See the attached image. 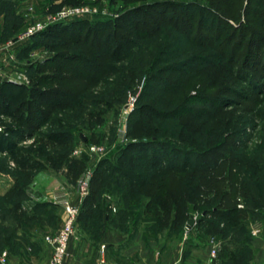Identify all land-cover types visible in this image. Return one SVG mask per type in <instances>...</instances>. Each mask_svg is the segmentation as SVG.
<instances>
[{
    "label": "trees",
    "instance_id": "16d2710c",
    "mask_svg": "<svg viewBox=\"0 0 264 264\" xmlns=\"http://www.w3.org/2000/svg\"><path fill=\"white\" fill-rule=\"evenodd\" d=\"M72 1L75 2L72 5L82 2V0ZM136 1L140 3L124 8L113 17L80 18L49 25L17 46L16 56L25 61L26 72L29 73L33 83L29 85L0 79V122L2 116H6L21 126L9 127L11 137L0 131V153L7 156L16 170L29 173L45 170L48 167L58 171L69 159L74 162L76 159L69 158L67 151L61 150L55 154L47 153L44 158L35 156L30 150L22 147L19 140L24 135L37 134L38 130L45 127L47 131L43 133V137L46 139L50 141L63 139L65 144L71 141L75 125L61 121L58 113L72 111L84 102L86 89L89 93L88 88L95 84L96 78L93 74L101 73V77L97 78L99 81L121 73L120 65L132 57L138 47L139 38L145 37L149 41H154L157 35L163 33L161 30L167 28L183 40L191 41L197 36V32L193 31L194 27L201 33L212 31L215 28L213 45H203L200 40L197 41L203 50L214 48L210 58L191 55L181 61H175L174 65L161 66L154 71L153 63L158 62L157 56L160 53L157 50L155 58L149 65L132 66L127 71V75L131 74L129 81L133 80V73H140V75L146 73L149 80L162 83L164 87L162 91L160 90V96H166L167 100L163 102L157 95L154 96L145 90L142 96H149V99L147 97L137 99L130 114L136 115L138 119L132 122L133 126L135 125L134 129L131 123L130 125L128 123L127 131L130 134L135 132L140 135H149V137L146 140L131 141L123 148L136 153L140 167L132 165L134 161H130L129 167L126 168L128 165L122 159L126 153L118 156L119 163H113L108 156L102 158L91 177V191L82 201L79 219L84 218L90 221L85 223L86 226L90 225L93 220H101L103 232L113 229L118 233L127 232L131 223L137 225L136 223L139 222H148L149 225L145 226L144 231L156 234L157 232L154 231H161L168 224L167 237H170L172 231L179 230L186 222L188 217L185 215L189 209L195 208L201 210V216L196 219L195 223L197 231L201 234L199 245L206 242L205 236L207 235H215L223 240L214 263L251 264L254 248L251 242L250 225L253 222H260L262 226L264 225V159L254 162L250 158H238L234 155V152L240 148H246L242 141L245 129L238 127L239 119L227 117L223 127L226 135L217 142L211 140L208 144L206 143L205 147L197 145V138L195 140L190 133L185 134V130L194 132L195 129H191L190 126L180 133L173 131L170 135L161 134L162 126L159 122L154 123L152 119L177 120L180 113L176 109L178 105L167 110L161 109L160 106L167 105L169 108L173 102L171 99L175 96L181 95L180 99L183 96L184 100L188 83L182 75H188V72L193 71L194 68L200 66L201 71L205 73L207 70L216 72L219 68L220 70L224 68L226 74H235L238 59L232 50L227 53V48L236 32L237 34L239 32L240 37L243 36L240 43H243L247 36L248 41L257 38L260 45L264 42V0H248V5L245 7L247 9L245 14L250 12L254 15L255 29L246 27L244 24L242 27H233L228 21L230 19L240 20L241 0H203L204 2L198 0H134ZM15 9V0H0L3 39L16 34L23 24L22 18L16 14ZM154 14L160 17V20H156L153 25L158 24L156 30L153 32L154 28L151 27L152 31L143 32L144 27L148 26V20ZM220 23L223 28L219 27ZM231 27V30L228 29ZM78 43H80L78 45L80 49L74 51V48L76 50L74 45ZM220 46L225 50L222 56H219ZM40 48L52 50L53 53L42 63L30 61L29 54ZM251 52H254L253 49L248 47L241 61L245 66H250L251 70L239 67V71L243 73L240 80L246 83L248 88L258 86L260 80H264L263 72L258 69V67L264 69V61L260 63L261 66L252 65L253 62L258 64V61H251ZM257 54L260 55L259 51ZM69 62H74V66L69 65ZM65 64L68 65L65 66ZM47 67L51 68L53 77L43 73ZM173 67H176L175 70L180 76L178 79L180 81L177 83L167 82L174 78L172 76L162 79L164 73L172 74ZM76 70L79 73L81 71L91 72L92 75L87 77V81L83 83V77ZM53 71L60 75L54 77ZM201 71H198V75L194 73L192 76L202 78ZM63 72L67 74L64 75ZM122 84L123 86L121 84L120 86L126 88V84L124 85V82ZM199 84V88L203 87L202 83ZM147 87L150 89L151 85ZM223 91L212 93L209 96L205 93L201 95L198 91L193 100H204V102L217 100L232 103L234 99L223 95L221 93ZM230 91L240 94V91L235 88H231ZM209 113L213 115L215 111L212 110ZM98 115L100 116V113ZM95 120L97 125L102 123V118L97 117ZM149 120L151 122L147 124ZM228 135L234 136L235 141H242L240 146H236L234 142L227 143L226 136ZM58 136L62 138L58 139ZM177 136L186 144L185 147L177 146L168 139L169 137L177 139ZM234 166L241 167V177L238 178V175L232 173ZM102 173L108 174L110 178H122L128 187L125 191L118 187L120 188L117 193L119 208L113 216H111L109 203L103 205L99 201L100 188L107 184L110 185L106 183V179L101 178ZM77 174L78 172H74V177L77 178L80 173L78 176ZM68 176L71 177L69 174ZM168 176L178 177V185L173 187L174 189L163 190L161 188ZM67 178L65 176V179ZM147 187H152L153 191H146ZM23 193V188L14 185L3 197L10 201L14 212ZM237 194L243 198L245 203L242 208L238 207L233 200ZM15 196L19 199H14ZM53 204L45 201L38 203L35 208L41 210L40 214L49 217L48 207H52ZM13 220L19 224L16 213H14ZM249 220L252 221L247 225ZM117 223L119 224L115 225ZM21 226L25 228V225ZM15 240L14 229L4 228L0 231V249L7 247L15 251L21 247L20 242ZM227 241L234 242L235 247L231 248ZM190 244H188L189 247ZM197 245L194 244V246Z\"/></svg>",
    "mask_w": 264,
    "mask_h": 264
},
{
    "label": "rangeland",
    "instance_id": "374dc122",
    "mask_svg": "<svg viewBox=\"0 0 264 264\" xmlns=\"http://www.w3.org/2000/svg\"><path fill=\"white\" fill-rule=\"evenodd\" d=\"M15 1L16 14H18L23 20V24L17 31V35L28 24L42 19L47 12H52L61 7L69 6L75 3L72 0H52L51 2L49 0ZM198 1L204 2L203 0ZM138 3L140 2H134V0H99L98 4L100 8L106 11V17H112L114 14L118 13L124 8ZM247 5L248 0H241L239 21L234 19H227L233 27H242V25L244 24L246 27L248 26L252 29L256 28L254 24V15H252L250 12L248 14H245L247 12V9H245ZM156 20L159 21L160 17L154 14L153 17L148 20V26L144 27V29L146 30L143 29L142 31H152L150 30V28L153 27L154 32L156 30L155 28L158 26V24L157 26H153L156 23ZM219 27L223 28L222 23L219 24ZM228 29L231 30L232 27ZM161 31L163 33L157 35L154 41H149L145 37H141L138 39V47L136 48L132 57L120 65L122 71L117 76H112V78H104L97 81V78L101 77V73L97 72L93 74V76L96 78L95 84L88 88L89 93H87L86 89L84 102L72 111H61L60 113H58V118H60L61 121L75 125V128H73L72 131L73 139H71V141H67L65 144V141H63V139H61L60 141H50L46 139L45 137H43V133L47 131L45 127L41 128V130H38L37 134H33L31 136L24 135V137L19 140V144L25 149L30 150L35 156L44 158L47 153L55 154L61 150L67 151V153L69 154V158L76 159L74 162H71V160L69 159L58 171H55L51 167H48L45 170H39L37 172L29 173L16 170L13 163L8 160L7 156L3 153H0V231L4 230V228L14 229L16 236L15 241H18L21 244V247H19L15 251H11L7 247L0 249V256L3 252L6 253L4 264H13V262L15 264L48 263L49 251L43 243L41 237L44 232L55 230L61 226L64 219V211L62 206H56L53 204L52 207H48L49 217H47V215L45 214H40L41 210L35 207L38 203H43L45 201L51 202L49 201V194L54 189L63 186L67 191L69 197L74 202L76 199L75 184L77 182V179L84 172V170L89 165H91V163H94V166L91 167L93 175L97 164L105 156H108L111 159L110 161H112L113 163H119L118 156L126 153L122 158L123 162L128 165L129 163L134 161L132 162V165L140 167L138 166L139 163L136 158V153L132 150L126 151L123 147L131 141H135L138 139L146 140L149 135L136 134L134 131V133L130 134L129 131H127L128 123L129 125L131 123V126L134 129L135 125L133 126L132 122L138 119L136 115L134 116L130 113L134 109L138 98L144 99V97H147L149 99V96H142L144 90L147 91V93L154 94V96L157 95V97H159L163 102L167 100V97L160 96V90H163L164 87L162 83L149 80L146 73L141 75L140 73H133V80L129 81V77H131V74L127 75V71L132 66L149 65L155 58L157 50L160 52L157 56L159 60L158 62L156 61L153 63L154 71L161 66L164 67L168 64L174 65L175 61H181L183 58L185 59L191 55L210 58V55L213 53L214 49L208 48L206 50H203L200 46L201 44L197 43V41L200 40L203 45H213V34L216 32L215 28L212 31L201 33L194 27L193 31L197 32V36L196 39L191 38V41L183 40V38L175 35L172 30H168L167 28H164ZM233 38L234 39L227 48V53L232 50L233 54L238 59L235 67V74H226V70L224 68L223 70H220V64L217 65L219 70L216 72L213 70H207L208 75L207 73L201 71L200 66L194 68L193 71L191 70L188 72V75H182V78L185 77L186 82L188 83L186 84L188 88L184 93V100L183 96L180 99L181 95H179L171 99V102H173L169 106V108H167V105L160 106L161 109L167 110L170 109V107H176V105H178L176 109L180 113L178 114L179 116L177 120L171 121L169 119H152V121H154V123L159 122V124L162 126L161 131L163 132L161 134L170 135L173 131L176 133H180V131L182 132L187 129L188 126H190L191 129H195L194 132L192 133L189 130H185V134L190 133V135L193 136L195 140L197 138V145H200V147H205L206 143L208 144V142H210L211 140H215L217 142L218 139L226 135L223 132V127L224 121L227 117L230 116L233 118H237L239 119L238 127L245 129V134L242 138V141L244 142L246 148H240L238 151L234 152V155L236 157L238 156V158H250L251 161L255 162L264 159V80H260V84L258 86L248 88L249 86L247 87L246 83L240 80L241 77H243V73L242 71H239V67L251 70V68H249L250 66L247 67L241 63L243 55L247 51L248 47L252 48L254 51L250 53L252 57L251 61H258V64H254L253 62L252 65H255V67L261 66L260 63L264 61V42L260 45L259 39L257 38L248 41L247 39L249 38L247 36V38H245V41L243 43H240L243 36L240 37L239 32L238 34L237 32L235 35L233 34ZM78 45H80V43L74 45L76 47V50L74 48V51L80 49V46L78 47ZM224 51L225 50H223L220 46L219 56H222V53H224ZM258 51L260 55L257 54ZM34 53V56H29L30 61H38L42 63L45 61V59L50 57L53 52L52 50L48 51V49L40 48L35 49ZM67 65L68 64H65V66ZM69 65L74 66V62H69ZM71 68L75 69L74 67ZM173 69L174 70H172L173 72L171 75L164 73L162 79L166 78L167 76H172L174 78H171V80H167V82H179L180 80L178 79L180 78V76L175 70L176 67H173ZM258 69L264 74L263 68L258 67ZM198 71H201V76L203 79L200 76H192V74L194 73L198 75ZM76 72L79 73L78 70H76ZM43 73L45 75H48L49 77H53L50 67H47L45 70H43ZM53 73L54 77H58L60 75L56 71H53ZM56 73L57 75L55 76ZM63 74L66 75L67 72H63ZM79 74L84 79L82 80L83 83L84 81H87V77L92 75L91 72L82 71ZM19 77L27 78L28 82H26V84L30 85L33 83L29 76V73L26 72L25 61H14L7 65H4L2 62H0V79H6L8 81V79H19ZM192 81H194V83ZM122 82H124V85L126 84V88H122L120 86V84L123 86ZM199 83H202L201 86L203 87H200L202 91L199 88ZM148 85H151L150 89H148ZM230 87L232 89H238L240 91V94L231 92ZM222 89H224L225 91H223ZM198 91L201 95L205 93L207 94V96L218 91H223L221 92L223 95H227L234 100L232 101V103H228L227 101L219 102L214 99V102H204V100H199V102L197 100H193ZM130 96L135 98L133 109L127 114H124V106L130 99ZM174 103L175 106H173ZM212 110L215 111V114L209 115V112H212ZM98 113H100V116L98 115ZM123 116L125 117V127L122 134L119 131V125L122 121ZM97 117L102 118V123L100 125H97L95 123V119ZM150 122L151 120H149L147 124H149ZM14 126L21 127L17 123L13 122L11 118L2 116V120L0 122L1 132L11 137V134H9V127ZM228 136H226V139H228L227 143L234 142L236 146H240L242 141H235L234 136ZM60 138L62 137L58 136V139ZM176 138L177 139H171L169 137L168 139L177 146L185 147L186 144L179 140V136H177ZM69 143L71 145H69ZM91 144L103 145L106 149L105 154L101 157H92L93 155H91L87 151L88 146ZM128 167L129 165L126 166V168ZM69 168H71V170ZM240 169V166H234L232 168V173L236 176L238 175V178L242 175V171H240ZM74 172H78V174L80 173L79 176L77 174V178L74 177ZM68 174L71 177H69ZM102 175L101 178L106 179V183H110V185L107 184L100 188L99 201L100 204L103 205L105 203H109L112 214L111 216H113L116 214L117 209L119 208V199L117 193L118 189L120 188L118 187H121V190L124 191L127 190L128 187L126 186V181H124L122 178H110L108 174L104 173H102ZM65 176L68 178L65 179ZM114 182H116V184H114ZM14 185H17L24 190V193L20 196V199L16 196L14 197V199H19L17 204L18 207L15 212L11 208L10 201L3 198L6 192L11 190ZM176 185H178V177L168 176L165 178L161 189H174L173 187H175ZM145 190L148 192L153 191L152 187H147ZM90 191L91 185L89 182V188L86 196L90 193ZM146 199H148V197ZM233 200L240 208L245 205L243 198L238 194ZM81 204L76 220L75 235L72 238V243L68 249L67 261L71 262L73 260V257L76 256L77 261L75 262L77 263L79 261L77 264H96L97 250L107 230L103 232V222L101 223V220H93L92 223L94 224L91 223L90 225L86 226L85 223L88 220L84 218H80L81 220L79 219L81 213ZM14 213H16L18 216L19 224L13 220ZM185 216L188 217L186 222L181 225L179 230L172 231L173 233L170 237H167V234H169L167 232L169 231L168 224L165 226V228H163V230L154 231L157 232L155 234L147 230L144 231L146 228L145 226L149 225L148 222H139L136 223L137 225H133L131 223L128 227L129 230L124 233L127 235L125 240L126 247H136L139 251V254L131 255V261L133 260L132 262L129 259L123 260L118 257L120 254L118 247H109L108 244H106L107 258L121 264H132L135 260H137L136 264H138L141 257L145 259L148 258L150 251L147 250V248H150L152 250L157 248L158 251L161 252L166 247V243L169 242H173L174 244H181V247L184 248V251H186L188 248H198L203 246L208 247V250H210L211 241L215 240L219 244V249L221 248L223 240L215 235L205 236L207 239L206 242L203 245H199V235L201 234H199V232L197 231L195 223L196 219L201 216V210L191 208ZM190 218H193L195 222L192 226H190V228H186V223ZM251 221L252 220H249L247 225H249ZM118 222L120 223V221ZM119 223L115 225H118ZM20 224L25 225V228H23ZM263 234L264 225H261V229L258 234H251V237L253 239L254 237H259ZM159 238L164 239L163 245L157 246L155 244L153 247L149 246V242L151 243L153 242V240L157 241ZM227 242L231 248L235 247L234 242ZM188 244H190V247L188 246ZM194 244L198 245L194 246ZM108 248V254H110L109 256L107 254ZM254 254L255 248L253 256ZM134 256L136 257V259L134 258ZM208 258L210 262H214L216 256L211 258L208 252ZM173 263L188 264L185 263L183 259L181 260V258H177L169 264ZM216 263L217 262H215L214 264ZM0 264L2 263L0 262Z\"/></svg>",
    "mask_w": 264,
    "mask_h": 264
},
{
    "label": "built area",
    "instance_id": "2783aa9c",
    "mask_svg": "<svg viewBox=\"0 0 264 264\" xmlns=\"http://www.w3.org/2000/svg\"><path fill=\"white\" fill-rule=\"evenodd\" d=\"M99 0H82L80 4L69 5L61 7L55 11L47 12L42 19L36 20L28 24L18 35L15 37V41H24L34 35L35 33L45 29L49 25L58 22H67L73 19L80 18H92V17H102L105 18L107 13L104 9L100 8ZM117 14V13H116ZM114 14L113 16H116ZM112 16V17H113ZM13 41H8L7 45H11ZM34 52L29 54L30 57L34 56ZM8 81L15 83L28 82L27 78L19 77V79H8ZM130 99L124 106V114H127L133 109L135 98L130 96ZM125 117H122V121L119 125V131L123 134L125 122ZM1 129V127H0ZM88 153L93 155L92 157H101L105 154L106 149L103 145L91 144L87 149ZM94 163L89 165L84 172L77 179L75 184L76 199L73 202L69 197L67 191L63 186L57 187L49 194V201L56 205H60L64 211V219L61 226L55 230L44 232L42 235V241L49 251V258L47 264H65L68 247L70 241L75 235L76 220L78 216V211L80 204L82 203L84 197L86 196L89 188V182L92 176V168ZM241 206V205H239ZM260 222H253L250 225V231L252 235L258 234L261 229ZM219 249V244L215 241H211V246L209 250V256L215 257ZM6 253L3 252L0 256V262L5 263ZM96 264H121L112 260H109L106 256V243L101 242L97 250ZM176 264V263H173ZM261 264H264L261 263Z\"/></svg>",
    "mask_w": 264,
    "mask_h": 264
},
{
    "label": "crops",
    "instance_id": "0c3cea01",
    "mask_svg": "<svg viewBox=\"0 0 264 264\" xmlns=\"http://www.w3.org/2000/svg\"><path fill=\"white\" fill-rule=\"evenodd\" d=\"M16 12V9H15ZM3 16L0 15V62H2L4 65H7L11 62L17 61L22 62L23 60L17 58L16 56V49L17 46L24 43L27 40L24 41H15V37L17 35L13 34L11 37L4 38L3 39ZM8 41H13L11 45H7ZM34 52V50H33ZM126 237L127 235L124 233H118L114 230H107L102 238L101 242H105L108 244L109 247H118L120 254L119 258L123 260H130L131 261V255H137L139 254V251L136 247H126ZM252 246L255 248V254L252 259V264H261L264 262V234L260 235L259 237H254L252 239ZM72 241L69 244V247L71 245ZM164 243V239L159 238L157 241L149 242V246H154L155 244L157 246H161ZM68 247V249H69ZM208 247H198V248H188L186 251H184V248L181 247V244H174L173 242L166 243V247L163 251L159 252L157 248L154 250L147 248V250L150 251L149 256L147 259L142 258L140 259V262L138 264H169L176 260L177 258L183 259L185 263L188 264H214V262H210L208 258ZM148 251V252H149ZM109 253V248L107 250V254ZM110 254H108L109 256ZM130 255V256H128ZM136 259V257L134 256ZM68 258H66L65 264H77L75 261H77V257H73V260L70 262L67 261ZM133 261V260H132ZM131 261V262H132ZM135 260L133 263L136 264ZM12 262V261H11ZM33 262V261H32ZM132 263V264H133ZM13 264H15L13 262Z\"/></svg>",
    "mask_w": 264,
    "mask_h": 264
},
{
    "label": "water",
    "instance_id": "95a60500",
    "mask_svg": "<svg viewBox=\"0 0 264 264\" xmlns=\"http://www.w3.org/2000/svg\"><path fill=\"white\" fill-rule=\"evenodd\" d=\"M16 40V39H14ZM6 80V79H4ZM195 220L193 218H190L187 223H186V228H190V226H192L194 224Z\"/></svg>",
    "mask_w": 264,
    "mask_h": 264
}]
</instances>
